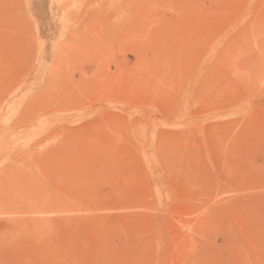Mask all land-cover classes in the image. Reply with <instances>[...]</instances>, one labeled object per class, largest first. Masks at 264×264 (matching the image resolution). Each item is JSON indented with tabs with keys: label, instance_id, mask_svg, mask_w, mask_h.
I'll return each mask as SVG.
<instances>
[{
	"label": "rangeland",
	"instance_id": "1",
	"mask_svg": "<svg viewBox=\"0 0 264 264\" xmlns=\"http://www.w3.org/2000/svg\"><path fill=\"white\" fill-rule=\"evenodd\" d=\"M0 264H264V0H0Z\"/></svg>",
	"mask_w": 264,
	"mask_h": 264
}]
</instances>
